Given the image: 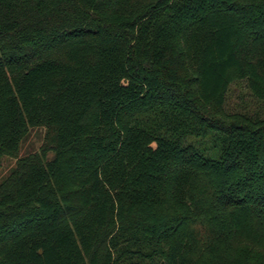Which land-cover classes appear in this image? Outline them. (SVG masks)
<instances>
[{
  "label": "trees",
  "instance_id": "obj_1",
  "mask_svg": "<svg viewBox=\"0 0 264 264\" xmlns=\"http://www.w3.org/2000/svg\"><path fill=\"white\" fill-rule=\"evenodd\" d=\"M2 157L0 264H264V0H0Z\"/></svg>",
  "mask_w": 264,
  "mask_h": 264
},
{
  "label": "rangeland",
  "instance_id": "obj_2",
  "mask_svg": "<svg viewBox=\"0 0 264 264\" xmlns=\"http://www.w3.org/2000/svg\"><path fill=\"white\" fill-rule=\"evenodd\" d=\"M245 102H250L252 104V99L247 91V89L242 86L234 85L228 99V105L230 110H236L237 107L243 106ZM44 129H35L32 130L30 136L26 140V145L23 153L27 151H37L41 146L44 140ZM0 163L2 164V168L5 167H13L16 164V160L9 157L0 158Z\"/></svg>",
  "mask_w": 264,
  "mask_h": 264
},
{
  "label": "water",
  "instance_id": "obj_3",
  "mask_svg": "<svg viewBox=\"0 0 264 264\" xmlns=\"http://www.w3.org/2000/svg\"><path fill=\"white\" fill-rule=\"evenodd\" d=\"M42 252V251H41Z\"/></svg>",
  "mask_w": 264,
  "mask_h": 264
}]
</instances>
